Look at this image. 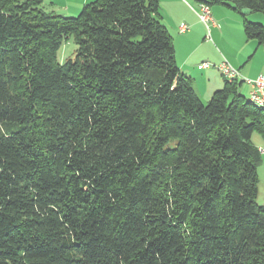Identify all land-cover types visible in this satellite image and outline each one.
<instances>
[{
  "label": "trees",
  "instance_id": "obj_1",
  "mask_svg": "<svg viewBox=\"0 0 264 264\" xmlns=\"http://www.w3.org/2000/svg\"><path fill=\"white\" fill-rule=\"evenodd\" d=\"M195 2L264 46V0ZM44 7L0 0V264H264V108L237 81L201 101L160 0Z\"/></svg>",
  "mask_w": 264,
  "mask_h": 264
},
{
  "label": "crops",
  "instance_id": "obj_2",
  "mask_svg": "<svg viewBox=\"0 0 264 264\" xmlns=\"http://www.w3.org/2000/svg\"><path fill=\"white\" fill-rule=\"evenodd\" d=\"M91 1L93 0H69L65 9L67 13L72 14ZM164 1L179 6L177 14L180 13L179 10L185 14L174 20L168 15L166 27L176 35L183 49L181 58H177L178 66L191 78L192 85L200 98L209 102L214 92L225 87L227 80L216 67L225 58L247 78L264 76V46L257 40L246 37L242 16L233 8L222 4H218L215 8L211 6L215 25L208 31L193 10V7H198V2L163 0V3H166ZM182 24L189 27L185 33L180 31ZM257 56H259L257 61L253 63V59ZM206 61L213 66L199 69L198 65ZM240 90L242 94L245 91L250 93L251 88L248 84L241 83Z\"/></svg>",
  "mask_w": 264,
  "mask_h": 264
},
{
  "label": "rangeland",
  "instance_id": "obj_3",
  "mask_svg": "<svg viewBox=\"0 0 264 264\" xmlns=\"http://www.w3.org/2000/svg\"><path fill=\"white\" fill-rule=\"evenodd\" d=\"M44 1V8L47 12L50 13H55L58 15H62V16H66V17H77L79 16V14L82 12L84 7H81V9L73 12L72 14L67 13L65 6L66 3L69 0H43ZM95 1V0H93ZM91 1V2H93ZM191 2H194L195 0H188ZM161 5H160V17L159 20L162 22V24L164 26H167V22H168V15L172 16V19H178L181 16H184L185 14L182 12V10H179L180 13L177 14L176 11L179 9V6L174 5V4H170V2L164 1L166 3H163V0H160ZM194 4V3H192ZM213 7H217V5H213ZM168 13V14H167ZM67 14V15H65ZM247 20L249 22L252 23H258V24H262L264 25V14L261 13H251L247 16ZM171 36L173 37V41H174V45H175V49H176V60L177 58H181L182 54H183V49L180 47L179 45V41L176 39V35L171 33V31H169ZM77 44L74 42V38L71 37L68 40L64 41L59 53H58V58L59 61L61 63H64L66 60H68L69 58H72L75 56L76 51H77ZM259 56L255 57L253 59V63L255 61H257ZM178 61V60H177ZM259 77V76H258ZM256 77V78H258ZM256 78H252V79H256ZM244 96L249 100L250 98V93H247L245 91ZM202 99V98H200ZM204 104H207L208 101L206 100H201ZM252 143L256 146V147H262L264 148V137L258 133L255 132L252 135ZM258 177H259V193H258V198H257V203L259 205H264V159H262V161L260 162V164L258 165Z\"/></svg>",
  "mask_w": 264,
  "mask_h": 264
},
{
  "label": "built area",
  "instance_id": "obj_4",
  "mask_svg": "<svg viewBox=\"0 0 264 264\" xmlns=\"http://www.w3.org/2000/svg\"><path fill=\"white\" fill-rule=\"evenodd\" d=\"M193 10L198 15L200 20L205 24L208 31L215 25V20L212 17L211 7L205 3H199L198 7H193ZM189 27L186 24L180 26V31L185 33L188 31ZM210 38V37H209ZM213 64L209 61L203 62L198 65L199 69H207L212 67ZM217 69L224 76V78L229 82H239L246 83L250 86V98L249 100L255 105L264 108V76H259L256 79L247 78L242 75V73L234 67L226 58L218 65ZM260 155L264 159V148H258Z\"/></svg>",
  "mask_w": 264,
  "mask_h": 264
}]
</instances>
